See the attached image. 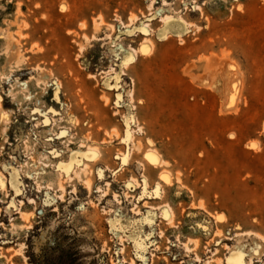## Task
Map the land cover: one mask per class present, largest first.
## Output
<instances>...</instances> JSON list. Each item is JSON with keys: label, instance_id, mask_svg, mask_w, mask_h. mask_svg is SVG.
Here are the masks:
<instances>
[{"label": "rangeland", "instance_id": "rangeland-1", "mask_svg": "<svg viewBox=\"0 0 264 264\" xmlns=\"http://www.w3.org/2000/svg\"><path fill=\"white\" fill-rule=\"evenodd\" d=\"M89 146L91 190L61 194L52 166ZM255 235L264 253V0H0V264H223Z\"/></svg>", "mask_w": 264, "mask_h": 264}, {"label": "bare ground", "instance_id": "bare-ground-1", "mask_svg": "<svg viewBox=\"0 0 264 264\" xmlns=\"http://www.w3.org/2000/svg\"><path fill=\"white\" fill-rule=\"evenodd\" d=\"M133 19H135V18H132L131 17V20L132 21H133ZM171 19H172V17L170 15H164V16H162L160 18L162 24H167L169 21H171ZM182 23H183V25L185 27H188V26L190 27V25L187 24V23H185L184 21ZM143 28H145V29L148 28V25L147 24H144L143 25ZM8 37H10V36H8ZM9 46H11V45H9ZM11 48L13 49V47H11ZM151 50H152V44H151V42H150L149 39H146L145 38L144 41L141 42V46H140V49L138 51L141 52V53H149ZM131 52H132V55H134L135 52H136V50H132ZM123 65L124 64H122V66ZM223 74H224V76L228 77V74H226V73H223ZM198 82H199V80H198ZM202 87H207V86H202ZM226 90H228L229 92H231L230 94H232L231 95V101H232L234 99L235 94H233L232 91H230L229 86H227V89ZM102 100H104V99H102ZM129 100L131 102L133 100L132 92H129ZM233 102H234V100H233ZM225 111H226V109H225ZM126 123L128 125H130L132 123L135 124V122L131 118H129ZM137 128H138L137 131H135L136 129L133 130L130 127H128V131L125 134V136L123 138V141L127 145H129L130 149L133 148L135 151H138L139 152L141 150L142 144H140V141L138 142V141L135 140L134 133L135 132H137V133L141 132V129L138 126H137ZM130 154H131V152H130ZM98 155H99V151L95 147H90L89 146L84 153H82L81 151H78L76 153H73L69 157L68 162H66V163H64V162L55 163L52 166V168L54 169V172H56V175H57V179H58L57 180L58 181V191H60L61 194L64 193V187H63V184H62L63 181L64 182H68V183L69 182H72V181H77V182H80L81 185L89 192L91 190V179L88 178L89 171L87 169V165L84 164V163H82V158H88V159L90 158V159H92L94 161V160H96L98 158ZM128 156H129V153H127L126 156L125 157H122V158L128 159ZM143 158H145V160L148 163H150V164H152L154 166H162V165L165 166V165H167L160 158L159 154L156 151H154V149L153 150L152 149L147 150V152L144 153V157ZM125 162L123 161V163H125ZM73 166H80V167L78 169L74 170L71 173V169H72ZM141 166H143V165L138 164L137 165V168L138 169H141ZM82 175L84 176V178H82L83 177ZM98 175L101 177V173L100 172H98ZM168 176L169 175L167 174V171H163L162 173L159 174V177L158 178L161 180V182L164 183V182H167L168 181ZM129 184H131L130 186L138 185V183H136V180H134L132 178L130 179ZM127 186H129V185L127 184ZM147 186H148L147 179H146V177L144 175H142V187H143L142 188V196L146 195V193H147V191H146ZM162 192H163L162 184L160 182H157L156 183V186L154 187V189L152 191V195H155L156 197H161ZM150 196H151V194H150ZM135 208H136V206H135ZM165 208H166L165 213L164 212H161V216L164 215V217H166L168 221H170V220L173 221V217H172V214L173 213H172L171 209L169 208V206H167ZM19 216L24 221L27 220V217L21 211L19 212ZM214 220H216V219H214ZM23 227L30 228L29 225H27V226H24V225L21 226V228H23ZM216 234H220V232H217ZM254 238L255 239L252 240V242H251L252 244L248 247V249H246V247L240 242V240H238L233 246H230V247L228 246L227 247V254L225 255L224 259L221 261V260H218L216 258L217 259V262H220V263H223V264H251L252 261H255V262H256V260L258 261L259 258H260V256L261 255L262 256L264 255V253L262 252V248H263L262 247V242H263V239L259 235H255ZM120 239H121V237H120ZM189 243H190V241H189ZM194 243L197 244V242H193V244ZM196 244H194V245L196 246ZM185 249H186V251L189 250L188 247H185ZM204 264H209V261L205 262Z\"/></svg>", "mask_w": 264, "mask_h": 264}, {"label": "snow or ice", "instance_id": "snow-or-ice-1", "mask_svg": "<svg viewBox=\"0 0 264 264\" xmlns=\"http://www.w3.org/2000/svg\"><path fill=\"white\" fill-rule=\"evenodd\" d=\"M253 147H254V145H253Z\"/></svg>", "mask_w": 264, "mask_h": 264}]
</instances>
